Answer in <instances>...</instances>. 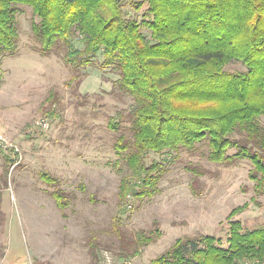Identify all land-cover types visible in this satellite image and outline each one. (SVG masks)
I'll return each mask as SVG.
<instances>
[{"label":"rangeland","instance_id":"1","mask_svg":"<svg viewBox=\"0 0 264 264\" xmlns=\"http://www.w3.org/2000/svg\"><path fill=\"white\" fill-rule=\"evenodd\" d=\"M20 9L17 51L0 60V134L22 153L8 176L0 156V264H150L183 235H214L227 246L231 220L239 219L245 230L264 226V195L249 177L251 162L210 161L207 141L193 150L150 151L146 164L158 161L164 169L158 190L120 198L123 180L133 181V175L115 142L121 134L131 138L132 129L127 116L120 131L108 124L119 111L127 115L135 99L115 85L118 70L104 67L101 53L78 69L65 61L69 47L62 42L43 56L32 29L40 19L30 6ZM125 9L142 20L147 4ZM142 30L149 38L150 31ZM72 44L84 48L77 34ZM226 68L246 69L237 61ZM260 119L264 124V115ZM41 171L58 177L69 192L64 211ZM244 203L248 208L229 217ZM138 232L151 242L139 255L123 256L122 239L136 241Z\"/></svg>","mask_w":264,"mask_h":264},{"label":"trees","instance_id":"2","mask_svg":"<svg viewBox=\"0 0 264 264\" xmlns=\"http://www.w3.org/2000/svg\"><path fill=\"white\" fill-rule=\"evenodd\" d=\"M127 4L137 9L147 4L145 17H132ZM20 5L30 6L40 19L32 29L43 56L62 42L69 47L65 61L78 69L101 53L103 66L118 70L115 85L135 99L127 115L119 111L108 124L120 131L127 116L132 129L131 138L121 134L115 142L133 175V181L123 180L120 198L158 190L164 169L158 161L146 164L150 151L193 150L205 141L210 161L248 159L254 189L264 195V0H0V60L17 51ZM76 34L82 49L72 44ZM234 61L246 69H227ZM5 152L0 147L8 176L14 159ZM40 176L64 211L69 192L51 172ZM245 208L247 203L237 206L229 217ZM229 224L227 246L214 235H183L150 264H263L264 226L245 230L239 219ZM137 236L122 239L123 256L139 255L152 240L142 232Z\"/></svg>","mask_w":264,"mask_h":264},{"label":"built area","instance_id":"3","mask_svg":"<svg viewBox=\"0 0 264 264\" xmlns=\"http://www.w3.org/2000/svg\"><path fill=\"white\" fill-rule=\"evenodd\" d=\"M7 141L8 140L2 134H0V146L12 154L14 159L12 164L15 166L21 161L22 153L15 143H9Z\"/></svg>","mask_w":264,"mask_h":264}]
</instances>
